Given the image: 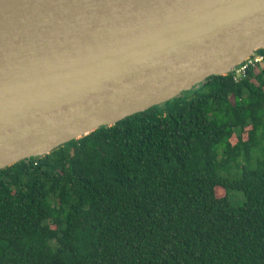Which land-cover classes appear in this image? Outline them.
Instances as JSON below:
<instances>
[{
	"label": "trees",
	"instance_id": "1",
	"mask_svg": "<svg viewBox=\"0 0 264 264\" xmlns=\"http://www.w3.org/2000/svg\"><path fill=\"white\" fill-rule=\"evenodd\" d=\"M233 73L1 169L0 264H264V67Z\"/></svg>",
	"mask_w": 264,
	"mask_h": 264
},
{
	"label": "water",
	"instance_id": "2",
	"mask_svg": "<svg viewBox=\"0 0 264 264\" xmlns=\"http://www.w3.org/2000/svg\"><path fill=\"white\" fill-rule=\"evenodd\" d=\"M264 0H0V170L226 75Z\"/></svg>",
	"mask_w": 264,
	"mask_h": 264
},
{
	"label": "built area",
	"instance_id": "3",
	"mask_svg": "<svg viewBox=\"0 0 264 264\" xmlns=\"http://www.w3.org/2000/svg\"><path fill=\"white\" fill-rule=\"evenodd\" d=\"M263 61H264V58L262 55L253 54L247 60L243 61L238 66H236V68L234 69V73H233L234 79L236 81H239L241 77L246 75L247 68L250 65H256V63H263Z\"/></svg>",
	"mask_w": 264,
	"mask_h": 264
},
{
	"label": "rangeland",
	"instance_id": "4",
	"mask_svg": "<svg viewBox=\"0 0 264 264\" xmlns=\"http://www.w3.org/2000/svg\"><path fill=\"white\" fill-rule=\"evenodd\" d=\"M262 66L264 67V63H262ZM247 129H246V131H247ZM246 131L243 133V137L245 139L247 138V132ZM233 140L236 141L237 138L235 137ZM218 193H219V195L224 194L223 190H221V189L218 190ZM230 198L234 204H241L244 202V194L242 192H239V191H231L230 192Z\"/></svg>",
	"mask_w": 264,
	"mask_h": 264
}]
</instances>
